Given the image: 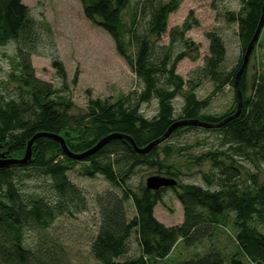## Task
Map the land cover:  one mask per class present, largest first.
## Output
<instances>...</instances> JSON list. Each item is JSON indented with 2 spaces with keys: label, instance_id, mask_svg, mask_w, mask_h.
<instances>
[{
  "label": "trees",
  "instance_id": "trees-1",
  "mask_svg": "<svg viewBox=\"0 0 264 264\" xmlns=\"http://www.w3.org/2000/svg\"><path fill=\"white\" fill-rule=\"evenodd\" d=\"M79 2L83 15L111 36L118 55L141 80L142 89L134 103L126 101L130 98L115 101L89 98L84 116L68 114L72 103L49 26L31 18L21 0H0V45L8 41L14 44L18 67L14 98L8 101L0 98V154L3 157L20 159L27 141L37 132L59 135L73 153L87 150L112 133L126 134L136 146L143 147L178 120L196 119L217 124L235 112L237 97L233 90L230 109L217 116L200 114L205 101L196 98L194 89L203 80L210 82L214 89L224 85L233 88L242 54L259 20L263 0H240L237 12L227 13V20L237 25L241 56L236 64L230 70L219 69L225 47L221 37L210 31L205 34L207 54L186 80L175 73V65L189 57L190 52H194L192 59L197 56L195 44L184 36L196 21L191 17V21L186 19L168 31L166 45L156 44L166 31L168 14L177 8V0L135 3L129 13L128 25L122 20V12L129 8L130 0ZM177 42L183 48L172 54V47ZM31 55L51 59L61 80L58 89L35 78ZM75 81L74 77L72 83ZM238 88L241 106L236 116L218 127L178 126L162 141L182 130L200 129L217 135V142L197 155H181L184 147L166 144L163 147L164 158L178 159L181 155L188 164L208 163L207 169L199 173L202 185L178 182L176 177L183 173L175 160L152 158L162 142L140 154L127 140L111 138L91 155L74 160L63 153L56 140L44 136L35 138L30 157L24 164L0 167V264H63L54 246L42 248L36 240L34 245H29L26 237L31 232H43L58 216H71L86 210L87 201L82 191L67 177L68 164L77 161L83 163L79 169L82 176L100 175L119 191V194L105 191L94 199L98 223L88 249L91 258L99 264H157L171 256L178 242L189 249L201 240L208 242L206 251L194 254L195 257H181L178 264H264V233L255 226L264 224V73H254L248 81L244 68ZM177 94L181 95L183 103L175 117L171 100ZM150 99H156L157 112L151 119H146L138 108ZM81 126L85 136L72 141L74 137L70 131ZM142 165H155L163 171L151 175L175 179L176 184L167 188L173 190L182 208V220L178 225L166 226L153 215L155 205L162 202L163 188L152 191L142 186L136 192L126 184L131 171ZM27 168L38 170L47 177V192L43 195L24 193L13 181L17 170ZM127 201L133 207L129 217L125 209ZM227 230L232 231L227 237L232 241L228 252L212 242L214 234H223ZM131 236L138 252L126 257Z\"/></svg>",
  "mask_w": 264,
  "mask_h": 264
},
{
  "label": "rangeland",
  "instance_id": "rangeland-1",
  "mask_svg": "<svg viewBox=\"0 0 264 264\" xmlns=\"http://www.w3.org/2000/svg\"><path fill=\"white\" fill-rule=\"evenodd\" d=\"M139 1L141 0H130L129 8L122 12V20L125 25L126 23L128 25L129 13L134 4ZM21 2L27 6L31 18L48 25L52 32L55 52L63 66L68 88L67 94L72 103L67 111L68 114L74 117L84 116L89 98H109L110 101L130 98L126 101L134 103L142 89L141 80L135 77L123 58L118 55L111 36L101 26L83 15L79 0H21ZM177 2V8L167 16L166 31L156 44L166 45L168 31L180 26L186 19L191 21L192 18L196 24L192 23L190 28L184 32V36L195 44L197 56L192 59L194 52H190L189 57L179 60L175 65V73L186 80L191 71L202 64L208 47L205 34L210 31L216 32L221 37L225 47V56L219 69L230 70L240 58L241 48L236 35V22L228 21L227 13L237 12L241 5L240 0H177ZM140 21L137 20L138 23H142ZM182 48L183 45L177 42L173 45L171 52L174 54ZM253 49L245 66V75L248 81L252 74L264 73V24L259 31ZM16 61L14 44L8 41L0 45V98L3 101L14 98L17 91L18 83L15 81V77L18 74V67ZM30 62L35 78L51 84L55 89L61 86V80L52 67L50 58L31 55ZM74 77L76 81L72 83ZM213 89V85L206 80L201 81L195 87L196 98L205 101V105L200 109V114L217 116L232 107V86L224 85L220 89ZM182 103L183 100L179 94L171 100L175 117H178ZM125 104L127 105V103ZM138 112L144 118L151 119L157 112L156 99L141 103ZM83 123L86 124V119ZM70 133L74 137L72 140L74 142L78 141L79 137L85 136L82 126ZM216 137L215 133L204 132L200 129L178 131L160 144L155 154H152V158L155 159L157 156L158 160H163L165 144L184 147L180 151L181 155H185V153L197 155L216 143ZM181 155L178 159L173 156L164 158L168 161L175 160L180 166L183 174L176 177L177 181L202 185L199 173L201 170L207 169L208 163L205 162L200 166L188 164ZM82 165L83 163L78 161L68 164L70 168L67 170V177L82 191L87 201L86 210L73 213L71 216H58L43 232L37 234L31 232L26 237V242L29 245H34L36 243L34 240H36L42 248L55 247L63 264H99L91 258L88 249L98 223V210L94 199L96 195L105 191L119 194V191L100 175H95L92 178L82 176L79 170ZM247 165L249 169H253L249 164ZM157 168L155 165L138 166L131 171L125 182L136 191L138 187L144 186L146 176L162 174L163 171ZM189 173L191 175H187ZM13 181L24 193L43 195L44 192H47V177L32 168L17 170ZM161 201L154 207V217L166 226L178 225L182 220V208L171 188H163ZM125 209L126 215L131 216L133 207L129 201L125 202ZM255 226L264 233V224H255ZM231 233V230H227L223 234H214L213 244L222 246L226 252L230 251L232 241L227 237ZM207 244V241L201 240L193 248L187 249L178 242L171 256L157 264H178L181 257H195L196 254L205 252ZM128 245L129 250L125 256L136 255L138 250L133 236L129 238Z\"/></svg>",
  "mask_w": 264,
  "mask_h": 264
},
{
  "label": "water",
  "instance_id": "water-1",
  "mask_svg": "<svg viewBox=\"0 0 264 264\" xmlns=\"http://www.w3.org/2000/svg\"><path fill=\"white\" fill-rule=\"evenodd\" d=\"M263 18H264V0L262 2V5H261V12H260V16H259V20L257 22L256 28L252 34V37L250 38L249 42L247 43V45L245 47V50L242 54V59H241L239 69L237 70L235 77H234V80H233V90H234L236 97H237V104H236L235 112L232 115L223 119L221 122H219L217 124H210V123L198 121L196 119L178 120V121L172 123L160 137L150 141L149 143H147L143 147L136 146L135 143L133 142V140L126 134L112 133V134H108V135L100 138L92 147L88 148L87 150H85L81 153H73V152L69 151L67 149V147L65 146L62 137H60L57 134L37 132V133L33 134L30 137V139L27 141L26 147L24 150V154L20 159L5 158V157H3V154H0V167L8 166L10 164H24L30 157V153H31L30 147H31L33 140L35 138L41 137V136L52 138V139L56 140L59 143L63 153L68 158L74 159V160H80V159H83L84 157H86L88 155H91L95 151H97L102 145H104L111 138H123L129 142V144L132 146V148L134 149L135 152L140 153V154H145L153 146L162 142L170 134V132L178 126L194 125V126H200V127H206V128L220 126L221 124H223L228 119L236 116L240 110L241 95H240L239 88H238V79H239L242 71L244 70V68L247 64L249 54L253 48V45H254V43L258 37L259 31L261 29V26L263 23ZM175 184H176L175 179H173L171 177H164V176H159V175H149L144 180V186L146 188H148L149 190H152V191H156V190H159L160 188H165V187H173Z\"/></svg>",
  "mask_w": 264,
  "mask_h": 264
}]
</instances>
